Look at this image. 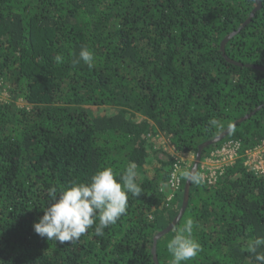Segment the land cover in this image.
<instances>
[{
    "label": "trees",
    "instance_id": "trees-1",
    "mask_svg": "<svg viewBox=\"0 0 264 264\" xmlns=\"http://www.w3.org/2000/svg\"><path fill=\"white\" fill-rule=\"evenodd\" d=\"M261 1L243 25L256 0H0V264H155L153 238L179 213L194 160L174 189L176 164L261 105L204 148L202 158L238 142L240 157L213 182L192 183L157 243L169 264L167 241L191 217L203 250L184 264H256L247 244L264 236V174L244 153L264 141V70L248 66H264ZM84 47L91 69L73 64ZM132 162L142 193L102 236L94 225L59 244L34 231L50 187Z\"/></svg>",
    "mask_w": 264,
    "mask_h": 264
},
{
    "label": "clouds",
    "instance_id": "clouds-1",
    "mask_svg": "<svg viewBox=\"0 0 264 264\" xmlns=\"http://www.w3.org/2000/svg\"><path fill=\"white\" fill-rule=\"evenodd\" d=\"M54 59L57 64H62L65 60L60 53ZM95 60V53L84 47L73 64L82 61L91 69ZM209 124L213 128L222 127L221 122L215 118ZM183 177L196 185L205 181V176L195 169L183 172ZM141 193L134 162L129 163L122 173L105 167L97 170L89 182L73 181L70 186L60 190L56 186L50 187L48 201L51 203L44 206V215L34 224V231L59 244L75 243L94 225L95 234L102 236L105 228L115 225L127 214L129 196L139 197ZM196 226L193 218L189 217L182 227L175 229L174 236L166 244L172 256L169 264H184L202 252V245L194 237ZM247 251L254 256L256 264H264V236L251 240L247 244Z\"/></svg>",
    "mask_w": 264,
    "mask_h": 264
},
{
    "label": "built area",
    "instance_id": "built-area-1",
    "mask_svg": "<svg viewBox=\"0 0 264 264\" xmlns=\"http://www.w3.org/2000/svg\"><path fill=\"white\" fill-rule=\"evenodd\" d=\"M238 142L228 141L221 147H217L208 156H205L200 161V173L205 176V181L213 182L218 176L223 174L224 169L233 164L239 157ZM172 151L177 153L173 146ZM246 155L245 164L249 169L254 170L258 174H264V141L252 149H247L244 153ZM194 159V155H191ZM192 159V160H193ZM180 161H186V165L178 162L172 172L170 185L176 189L181 183V172L190 165V161L183 157Z\"/></svg>",
    "mask_w": 264,
    "mask_h": 264
},
{
    "label": "water",
    "instance_id": "water-1",
    "mask_svg": "<svg viewBox=\"0 0 264 264\" xmlns=\"http://www.w3.org/2000/svg\"><path fill=\"white\" fill-rule=\"evenodd\" d=\"M257 1V6L253 9V11L251 12L250 16L247 18V20L244 22L243 25H246L251 19L252 17L254 16V14L256 13V11L258 9L261 8V5H262V1L261 0H256ZM237 31L229 34L228 36H226L223 41L221 42V46H222V49L225 50V44L226 42L232 37V35L234 33H236ZM224 56L231 62H234L236 64H239V65H242L243 63L240 62V61H236L230 57L227 56V54L225 53L224 51ZM248 66H252L254 68H258V69H261V70H264V66L263 65H255V64H248ZM261 108V105L258 106L252 113H249L247 114V116H243L239 119H237L236 121H234L233 123H231L226 129H224L222 132H220L218 135H216L214 138L212 139H209L203 143H201L199 146H198V150H197V153H196V157H195V160H194V165L191 169V171L193 169H195L196 171H198V167H199V164H200V161L202 159V155H203V150L206 146L208 145H211V144H214V143H217L218 141H221L223 140L235 127L236 125L239 123V122H243L247 117L251 116L253 113H255L258 109ZM191 185H192V182L191 181H188L186 180V183H185V187H184V198H183V204H182V207L179 211V213L177 214V216L174 218V220L167 226L165 227L164 229H161L159 230L154 238H153V247H152V253H153V258H154V262L155 264H160L159 262V258H158V254H157V243H158V240L163 236L165 235L167 232H169L175 225L176 223L180 220V218L182 217V215L184 214L186 208H187V205L189 203V197H190V190H191Z\"/></svg>",
    "mask_w": 264,
    "mask_h": 264
},
{
    "label": "rangeland",
    "instance_id": "rangeland-1",
    "mask_svg": "<svg viewBox=\"0 0 264 264\" xmlns=\"http://www.w3.org/2000/svg\"><path fill=\"white\" fill-rule=\"evenodd\" d=\"M185 158L188 159V162H189V160H192L193 159V157L191 155H186ZM193 160H195V157H194Z\"/></svg>",
    "mask_w": 264,
    "mask_h": 264
}]
</instances>
